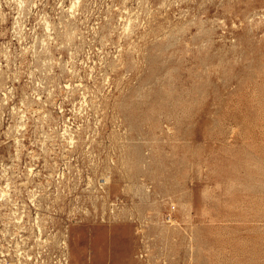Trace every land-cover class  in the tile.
I'll list each match as a JSON object with an SVG mask.
<instances>
[{
  "label": "rangeland",
  "instance_id": "obj_1",
  "mask_svg": "<svg viewBox=\"0 0 264 264\" xmlns=\"http://www.w3.org/2000/svg\"><path fill=\"white\" fill-rule=\"evenodd\" d=\"M0 264H264V0H0Z\"/></svg>",
  "mask_w": 264,
  "mask_h": 264
}]
</instances>
